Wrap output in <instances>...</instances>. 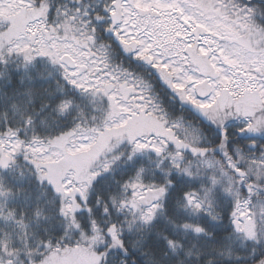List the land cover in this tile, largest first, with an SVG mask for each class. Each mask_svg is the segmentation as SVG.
I'll return each mask as SVG.
<instances>
[{"label":"snow or ice","instance_id":"snow-or-ice-1","mask_svg":"<svg viewBox=\"0 0 264 264\" xmlns=\"http://www.w3.org/2000/svg\"><path fill=\"white\" fill-rule=\"evenodd\" d=\"M0 264H264V0H0Z\"/></svg>","mask_w":264,"mask_h":264}]
</instances>
